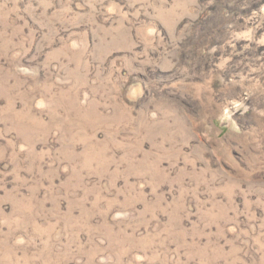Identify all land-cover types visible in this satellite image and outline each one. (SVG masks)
<instances>
[{
  "label": "rangeland",
  "instance_id": "obj_1",
  "mask_svg": "<svg viewBox=\"0 0 264 264\" xmlns=\"http://www.w3.org/2000/svg\"><path fill=\"white\" fill-rule=\"evenodd\" d=\"M0 264H264V0H0Z\"/></svg>",
  "mask_w": 264,
  "mask_h": 264
}]
</instances>
